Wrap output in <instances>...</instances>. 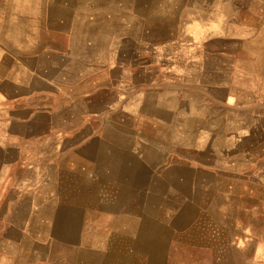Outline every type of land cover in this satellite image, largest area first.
I'll return each mask as SVG.
<instances>
[{"label": "rangeland", "instance_id": "374dc122", "mask_svg": "<svg viewBox=\"0 0 264 264\" xmlns=\"http://www.w3.org/2000/svg\"><path fill=\"white\" fill-rule=\"evenodd\" d=\"M76 11L72 27L88 34L77 144L53 178L63 206L88 190L84 221L142 222L144 244L157 237L166 255L158 264H251L248 244L264 240V0H83ZM62 125L74 130V117ZM24 171L10 168L12 186Z\"/></svg>", "mask_w": 264, "mask_h": 264}, {"label": "crops", "instance_id": "0c3cea01", "mask_svg": "<svg viewBox=\"0 0 264 264\" xmlns=\"http://www.w3.org/2000/svg\"><path fill=\"white\" fill-rule=\"evenodd\" d=\"M82 1L0 0V264L165 262L157 237L144 244L142 222L127 226L119 220L112 227L108 219L100 228L83 218L91 210V191L69 209L53 186L55 168L64 165L59 152L72 151L78 138L79 39L88 33L72 23ZM57 37L70 44L58 46ZM91 84L83 95L94 91ZM62 97L66 104L57 107L55 99ZM73 117L74 130L64 129L63 120L72 125ZM16 165L25 176L12 186L9 170ZM111 175L103 179L109 182ZM111 230L118 232V257L111 251ZM127 231L134 238L128 240ZM248 245L254 246L251 264H264V240Z\"/></svg>", "mask_w": 264, "mask_h": 264}]
</instances>
